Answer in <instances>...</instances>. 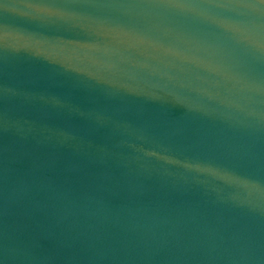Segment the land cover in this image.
Returning a JSON list of instances; mask_svg holds the SVG:
<instances>
[{
    "label": "water",
    "instance_id": "95a60500",
    "mask_svg": "<svg viewBox=\"0 0 264 264\" xmlns=\"http://www.w3.org/2000/svg\"><path fill=\"white\" fill-rule=\"evenodd\" d=\"M0 264H264V0H0Z\"/></svg>",
    "mask_w": 264,
    "mask_h": 264
}]
</instances>
